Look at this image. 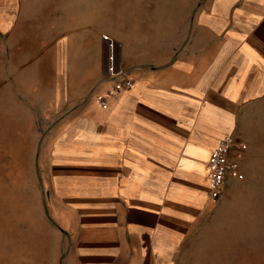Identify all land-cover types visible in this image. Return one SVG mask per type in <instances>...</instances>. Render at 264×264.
<instances>
[{
  "label": "rangeland",
  "instance_id": "obj_1",
  "mask_svg": "<svg viewBox=\"0 0 264 264\" xmlns=\"http://www.w3.org/2000/svg\"><path fill=\"white\" fill-rule=\"evenodd\" d=\"M200 2L0 0V264H80L75 227L52 210L58 146L70 128L104 127L96 95L110 83V47L131 73L162 66ZM239 114L245 179L211 202L179 264H264V95Z\"/></svg>",
  "mask_w": 264,
  "mask_h": 264
},
{
  "label": "crops",
  "instance_id": "obj_2",
  "mask_svg": "<svg viewBox=\"0 0 264 264\" xmlns=\"http://www.w3.org/2000/svg\"><path fill=\"white\" fill-rule=\"evenodd\" d=\"M193 24L162 66L133 70L101 130L70 128L58 146L52 210L80 264H179L216 201L205 162L264 95V0H201Z\"/></svg>",
  "mask_w": 264,
  "mask_h": 264
},
{
  "label": "built area",
  "instance_id": "obj_3",
  "mask_svg": "<svg viewBox=\"0 0 264 264\" xmlns=\"http://www.w3.org/2000/svg\"><path fill=\"white\" fill-rule=\"evenodd\" d=\"M106 39L112 41L110 37H106ZM107 75L110 77V85L105 91L96 95V100L102 109H107L112 98L131 89L135 83L132 73L117 63V57L115 69L109 70ZM247 149L248 143L236 134H226L219 140L205 162L211 199L218 200L222 196L229 180L245 179L242 160Z\"/></svg>",
  "mask_w": 264,
  "mask_h": 264
},
{
  "label": "bare ground",
  "instance_id": "obj_4",
  "mask_svg": "<svg viewBox=\"0 0 264 264\" xmlns=\"http://www.w3.org/2000/svg\"><path fill=\"white\" fill-rule=\"evenodd\" d=\"M169 12H170V10L167 11V12L165 13V15L163 16V18H164L165 20L168 19L169 15L171 16V14H169ZM112 42H114V43L116 44L115 41H112ZM116 45H117V44H116ZM115 47H116V46H115ZM110 50H111L110 57H109L110 61H109V65L107 66V72H109V70H111V69H115V67H116V55H115V56L113 55V53L116 54V52H114L113 49H112L111 47H110ZM112 66H113V67H112ZM108 67H109V68H108Z\"/></svg>",
  "mask_w": 264,
  "mask_h": 264
}]
</instances>
